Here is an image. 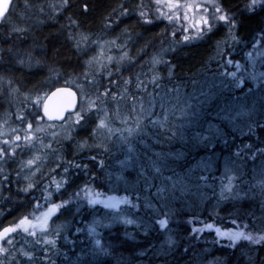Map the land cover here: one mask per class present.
I'll return each mask as SVG.
<instances>
[{
    "label": "trees",
    "instance_id": "obj_1",
    "mask_svg": "<svg viewBox=\"0 0 264 264\" xmlns=\"http://www.w3.org/2000/svg\"><path fill=\"white\" fill-rule=\"evenodd\" d=\"M248 1L221 0L222 6L234 13L237 18L235 35L239 39L240 47L239 58L237 55L233 57L232 54L231 59L234 62L240 61L241 56V62L247 60L251 51L248 47L253 45L254 35L261 31L264 22V11L249 13L245 10ZM127 2L135 3L137 0H68L67 7L64 6L63 0H15L7 16L8 24L0 27V94H5L9 86L15 87L21 93H36L42 90L44 97L57 87L75 88L73 80L90 72L88 49L93 48L90 46L91 42L99 39L101 35L117 39L118 44L125 45L124 48L130 51L132 57L137 58L138 62L141 61L144 52H149L153 46L168 38V29L164 21L156 20L152 25H140L136 23L135 18L131 20L123 16L118 18L122 4L130 7ZM60 5L62 11L56 14L54 8ZM11 23L22 31H11ZM227 35L228 27L220 25L209 36L191 44L177 45L175 41L167 42L164 48L169 49L173 46V49L166 54L164 64L153 75L147 73L141 75L137 73L138 69L134 72L132 66L123 68L132 83L122 81L108 86L104 79L89 78L92 83L87 82V85L92 92L104 93L106 89L112 92L107 94L105 100L110 108L109 113L113 115V119L115 118L113 124L118 123L117 118L123 117L133 126L135 118L139 117L142 129L140 134H134L128 140V144L133 143L132 156L135 157V161L126 167L118 165L128 156L115 144L116 137H112L111 143L103 146L96 154L105 164L101 171L102 175L104 172H124V176H133L132 179L138 185V189L130 195L134 201L137 195L140 197L138 201L140 215H149L152 220L158 219L160 217L158 214L165 213L161 202L169 199L170 209L174 210L173 213L178 212V219L181 218L183 228H190L183 223L195 217L205 223H217L223 227L247 225L244 230L256 234L264 228V153L256 151L264 149V127H256L253 134H247L245 125L251 122L264 124V95L248 91L247 85L251 84L248 80L245 88H242V85L239 88L220 86L219 73L223 70L221 65L224 61L217 52L216 42H223ZM85 36L86 51L80 46ZM229 54L231 55V52ZM26 62H32L34 65L27 68ZM228 70L236 71L233 67H229ZM245 73L247 70L244 68L243 73L237 75ZM56 77L58 79L55 80ZM154 78L160 87L155 86ZM139 81H143V87H138ZM121 84H127L128 88L122 91L114 87ZM213 84L216 87H213ZM177 88L178 93L174 91ZM243 90L246 91L242 93ZM201 91L210 93L207 102L201 105L198 114L192 118L193 123L183 129V136L173 137L169 129L176 130L172 126L183 123V119L179 118V109L185 106V102L197 104V97L200 100L205 99L200 95ZM111 95H118L116 101L111 99ZM8 96L0 95L1 112H11L14 108L13 98L9 101ZM140 100L144 101L142 107L135 103ZM232 102L253 110L252 115L237 118L234 123L221 121L217 113L225 104ZM31 106L33 107L24 105L22 111L18 113L19 117H24L23 121L17 120L20 127L26 122H36L37 114L42 116L40 108H37L35 103ZM141 108L144 111H141ZM5 114L8 116L9 112ZM165 116L168 118L167 121H164ZM153 120L158 123L153 125ZM86 121V128L80 131L79 137L84 136L88 140H93L95 121L89 116L86 117ZM160 123H164V127H160ZM217 127L223 133L222 139L216 138ZM241 128L245 134L241 133ZM196 133L213 137L215 147L203 145L194 147L193 137ZM224 140H227V144ZM245 144L252 145V149H244ZM238 149L242 151L239 157L235 156ZM253 151L255 156L252 155ZM157 153L160 155L157 156ZM155 160L163 165L162 177L151 168V163ZM209 161L210 167L205 170L204 163ZM5 163L12 166V170L8 171L6 167L4 169V162H0L2 174L0 181H3L4 175H8L11 181L10 183L3 181L0 188V230L15 225L24 216L34 219L33 207L29 208L32 200L24 201L25 208L21 204L11 205L12 199L16 200L17 195L19 199L27 197L32 199L35 193L22 197L20 188L23 171L14 169V163L11 164L10 161ZM141 165L148 176L155 177L150 181L152 187L146 188L144 178L140 175ZM200 174L205 175L207 180H199ZM166 176H173L176 181L175 190H172V181L163 180ZM230 177L232 191L225 192L222 197V187L228 185ZM162 181L166 191L158 197L155 195L156 186ZM146 202H150L152 207L146 209L144 207ZM143 215L142 218L146 219ZM233 220L236 221L235 224ZM112 231L102 232L103 238L109 243V251L106 257L95 264H209L212 260L220 264L221 261L222 264H264V244H250L246 241L237 249L201 244L185 251V247L182 246L187 241L185 237L177 240L180 243L176 244L171 254L156 255L154 248L160 247L161 239L159 236L156 240L153 239L155 235L153 229L146 230V233L140 229L135 230V234L137 233L135 239L126 237L118 229ZM141 252H146V256L141 257ZM88 260L89 258H86V262Z\"/></svg>",
    "mask_w": 264,
    "mask_h": 264
},
{
    "label": "rangeland",
    "instance_id": "obj_2",
    "mask_svg": "<svg viewBox=\"0 0 264 264\" xmlns=\"http://www.w3.org/2000/svg\"><path fill=\"white\" fill-rule=\"evenodd\" d=\"M140 2L141 0H137L135 3L127 2V5H130V7L128 6L129 10H134L136 5ZM142 2L147 5L149 9H151L150 14L155 13L156 5L153 3V0H142ZM175 2L176 0H173V3ZM218 2L222 5L221 0H218ZM179 3L182 5V7L179 9L180 19L178 21L174 19L172 23H169L165 19H158L159 21L165 22L168 29V38L163 42L153 46L149 52H144V58L139 62L137 58L131 56L130 51L124 48L125 45L118 44L117 39H109L105 35H101L99 39L92 41L90 46L93 48L88 49V51H90L88 57L90 72L87 73V79L89 80L90 78L95 80L96 77H99V79L106 80L108 86L112 83L115 84L122 81L132 83L130 76L127 75V72L124 74L123 69L124 67L129 66L134 68V72H136L138 69L137 73L141 75L146 73L147 75H153L157 70H159L161 65L164 64L166 54L173 49V46L169 49L164 48V45L167 42L172 43L175 41L177 45H185V43L180 40V37L183 35L180 25L190 26L193 25L197 19H199V13L194 7L191 10H188L183 6L206 5L211 11V0H179ZM160 7L163 11L168 12V0H162ZM259 10L261 9L257 7L256 11ZM54 11L56 14L60 13L62 11V5L56 6ZM173 11H175V9H173ZM17 12L18 11H16V13ZM185 12H187L189 16L188 21H184L183 19ZM6 24L8 23H0V27L5 26ZM220 25L223 24H218L217 27ZM14 27L16 28V26L11 23V28L13 29ZM262 30H264V22L261 31L255 33L254 35L252 44L255 45V47H253V45H249L248 47L251 49V51L253 50L251 59L247 57V60L244 62H241L242 56L239 59V62L243 68H241L242 70L238 72L239 74L243 73L244 68L247 70V72L252 70V60H255L256 62L257 73L259 74L264 72V55H257L258 52L264 53V31ZM172 31L176 32L175 37L171 35ZM82 41L83 42L80 43L81 49L86 51V36L85 38H82ZM197 41L200 40H195L192 43ZM244 44L246 45L247 42ZM239 47V43L233 45L231 39H228L227 44L224 42H221L220 44V49L224 52V54H226V56L230 58L232 57V54L233 57L237 55L239 58ZM157 50L159 51L157 52ZM228 50L229 53L231 52V55L228 53ZM125 52L127 53V56H124ZM122 56L124 57L123 59H121ZM154 57L157 59L162 58L161 62L155 63L153 60ZM25 64L27 68H31V66L34 65L32 62H26ZM231 67L235 68L234 66ZM109 71L111 72V75H108ZM243 75L244 83L242 84V88H245V85H247L246 80H248L251 82L250 85H247L248 91H251L255 94L260 93L261 95H264V83L259 80L253 81L247 75V73ZM56 79H58V77H56L55 80ZM73 85L79 94H81V91L84 90L92 93L93 99H96V97L99 96V99L96 101L97 107L90 111L87 116H89L91 119H94L95 124L93 125V128L96 127L98 117L103 118L105 120V124L111 128V133H108L107 129H99L94 135L95 139L93 140H88L84 136L79 137L80 131L86 128L85 121H81V124L84 125L81 127L79 125L73 126L70 122H65L64 124L58 125L50 124L41 119L37 120L36 122H32L33 127L31 130L27 129L28 122H26L24 126L20 127V125L17 123V120H19L18 113L22 111L23 106L25 105L26 107H33L31 104L35 103L37 94H39L41 97V104L39 106L41 111L45 94H43L42 90H39L36 93H21L17 91L15 87H7L6 95H9V101L13 98L14 108H12L11 112L5 111L7 114L9 112L8 116L5 114V112L0 111V147L8 148L9 150H15V154L10 158H6V161H10L11 164L14 163V169H20L23 171V175H21L22 187L20 188L22 197L27 194L35 193L32 199L31 197L19 199V196L17 195L16 200L12 199L11 205L21 204V206L25 208L24 201L32 200V204L29 206V208H34L35 202L39 200L41 205H44V209H46L47 205L45 204L44 197L48 195V192L51 193V196H49V201H59L62 197L61 193L55 190V184L53 183L52 187L47 189V191L45 190V186L53 178H55L57 181L60 180L61 176L64 175L63 168L68 166L69 162H71L73 165L76 163L82 165L87 164L89 171L88 174L85 175L82 169H77L75 167L70 169V185L65 186L67 191L64 193V198H66L68 193L74 191V184L83 186L86 181H91L92 177L95 175L97 176H95L94 182L91 183V187L94 192L103 194L100 197L101 199H104L109 195H117L118 197L128 196L132 199L130 194L138 189V185L135 184L132 179L133 176H124V172H104L102 175L101 171L103 170V167L99 166L100 159H90L92 156L97 157L96 153L99 152L103 146L108 145L109 142L111 143L110 139L112 137L117 138V140H114L115 144H117L118 147L122 149L124 153H126V156H128V145L130 144L134 149L133 143L129 142L128 144V140H130V138L134 136L135 133L129 136L126 129L128 127H134L135 123L132 126L129 124V122L125 123V119L123 117H119L117 118L118 123L113 124L115 118L113 119V115L109 113L110 108L107 101L105 100L108 95L101 96L99 95L100 93L92 92L87 85L85 75L81 78L74 79ZM127 86V84H121L120 86L114 87L120 88L122 91H124V89L128 88ZM245 91L246 90H243L242 93ZM108 93L112 94V92ZM120 96L123 97V95ZM117 97L118 95H111V99L114 101H116ZM135 103L138 107H142L144 101L140 100V102L136 101ZM52 133H55V136H53ZM26 134L30 135V140H24ZM17 135L21 136L22 139L20 141H15V136ZM125 136L128 137L127 141L122 139V137ZM5 140H7L9 143L4 144L3 141ZM49 144H51V148L48 147ZM82 144L83 147H80ZM29 159H33L34 161L30 166L27 165V161ZM1 161L3 160H0V162ZM3 162L5 164H3V168L5 169L6 167L8 171H11L12 166H9L7 163H5V161ZM93 163H97V165H94ZM57 164H59L60 167H57ZM118 165L122 168L126 167L120 162ZM53 169H55V171H53ZM1 175L2 174H0V176ZM2 183L3 181H0V188L2 187ZM29 183H32L34 187L29 189L27 192L22 191V189L26 188ZM62 191L64 190L62 189ZM161 204L164 207L165 213L158 214L160 216L158 219H167L168 225L166 228H161L160 225L156 223L157 219L152 220L149 215L142 214L148 220L143 219L138 210L130 208L127 204L122 203L116 209H106L100 204L89 206L86 200H84L80 203L78 212L76 211V205L73 204L71 205L73 209L71 212L61 209V212H63L62 215L57 214L52 216L51 220H49L46 226V231H42L41 228L37 226L35 228L36 234L33 236L24 232L22 227H17L16 231L6 234L5 239L0 240V247L5 248L7 251L0 253V261H3V264H34L35 261L36 264H95L101 261L102 258L106 257L108 255L107 251H109V243L103 238L102 232L104 230H113L112 232H114L116 229H118V231L123 233L126 237L131 238H136L135 230L137 229H140L141 231L143 230V233H146V230L153 229L155 232L153 238L156 240L159 236L161 239L160 247L155 246L154 248L156 255H164L165 253L166 255L171 254L176 248V244L180 243L177 240L185 237H187V241L182 245L183 248L185 247L184 249L195 248L201 244L206 246L217 245L219 248L226 249H237L242 247L246 242V240L242 239L236 243L235 247H228L230 242L226 238H219V243H216L214 241H216L218 237L214 229L211 231L204 229L202 232L194 234L192 232L193 226L202 227L201 222L203 221L200 219H195V221L190 223L189 220L185 224L190 228H183L181 227L182 223L180 222V219H178V212L173 213L174 210L170 209L171 206L169 199H167V201L163 200ZM38 215L39 212L32 214V218L34 219H31L28 216L29 220L34 224L39 225L41 221L37 220ZM125 219L132 220L133 222L124 223ZM17 224L18 222L12 226H16ZM212 224L224 231H234L240 227L238 225L223 227L217 223ZM90 227L95 229L94 233L92 234H89L88 231ZM77 229L80 231H77ZM30 230H32L31 227ZM204 236L206 237L204 238ZM8 238H12V244L7 243ZM45 239L54 241V245L44 243ZM96 240L100 241V247L106 249V252L100 253L98 249L94 252ZM27 254L31 255V259H29V255ZM140 254L141 257L146 256V252H141ZM86 258H89L88 262H86ZM75 260H79V262L75 263ZM222 263L223 261H221V264ZM209 264H220V262L212 260Z\"/></svg>",
    "mask_w": 264,
    "mask_h": 264
},
{
    "label": "snow or ice",
    "instance_id": "obj_3",
    "mask_svg": "<svg viewBox=\"0 0 264 264\" xmlns=\"http://www.w3.org/2000/svg\"><path fill=\"white\" fill-rule=\"evenodd\" d=\"M64 6H68V0H63ZM153 3L156 5L155 8V13H151V9L148 8L147 5H145L142 0L140 3H138L135 7L134 10L130 11L129 7L125 5H121L120 7V12L118 14L119 16H123L129 20L135 18L136 23L140 25H152L154 24L155 20L158 19H165L169 23H172L173 20H179V9L182 7L180 5L179 0H176L175 3H173V0H168V12H165L162 10L160 5L162 4V0H153ZM8 4L9 0H0V23H6L7 22V16L6 13L8 11ZM183 7H186L188 10H191L193 7L197 10L199 13V19L195 21L193 25L187 26V25H180L183 31V35L180 37V40L185 43L189 44L192 43L195 40H202L205 37L209 36L210 34L213 33V30L217 27L218 24H223L228 27V37L223 41L225 44H227L228 39H231L233 45L239 43L238 37L235 35L234 30L237 27V18L234 13L229 12L226 10L219 2L218 0H211V11L208 6H201V5H184ZM257 7H259L262 11H264V0H249V3L245 5V10L249 13H255ZM175 9V11H173ZM202 9V10H201ZM184 21L189 20V16L187 12H185L183 16ZM111 25H109L110 27ZM190 27H191V33H190ZM11 31L13 32H19L22 31L21 29L18 28H13ZM264 31V30H262ZM171 35L173 37L176 36V32L172 31ZM114 43V42H113ZM220 44L221 41L216 42V48L217 52L219 55H221L224 63L221 65V68L223 69L220 73L219 76L221 77V87L227 88L229 86L239 88L243 83H244V75H237L238 72L241 71L242 65L240 64L239 61L234 62L230 57L225 56L224 52L220 49ZM171 47V46H170ZM255 47V45H253ZM257 55H264V53H257ZM124 56H127V53H124ZM248 57L251 59L252 53H248ZM124 57L122 56L121 59ZM155 63L161 62L162 58L157 59L156 57L153 58ZM234 66L236 71H229L228 68ZM171 71V68H170ZM108 75H111V72H108ZM247 75L253 80V81H261L264 83V72L257 73L256 70V62L255 60H252V70L250 72H247ZM85 79L89 84L92 83L91 80L87 79V73H85ZM127 83V81L125 82ZM153 83L155 84L156 87H160V84L153 79ZM138 87H143V81H139ZM213 87H216L215 84H213ZM175 92H179V89H174ZM108 94V90L106 89L104 93H100L99 95L101 96H106ZM47 95V94H46ZM201 96L205 97V99L200 100L198 97L196 98L198 100V103L193 105L191 103L185 102V106L180 108V117L183 119V123L179 124L178 126L173 125L172 127L175 128L176 130H172L171 128L169 129L171 131V135L173 137L180 135L183 136V129L191 125L193 123V117H195L200 108L201 105L207 102V98L210 95V93H204L201 91L200 93ZM60 97V102L57 105H52L50 102L54 100L55 98ZM99 99V96L96 97V99H93L92 93L88 91H81L80 94V100L79 104H77L76 100V93L69 91L67 88H56L54 92L51 93V96L48 97V100L43 102L42 104V111H43V116H40L39 114L36 115V120H41L43 117H47L48 120H53V119H60V120H65L66 122H70L73 126L79 125L83 127L84 125L81 124V121H86V117L90 111H92L94 108L97 107L96 101ZM135 99V98H133ZM177 103L179 104V97L177 96ZM41 104V97L39 94H37L35 105L37 108H39ZM71 110V111H70ZM133 111H135V104H133ZM141 111H144L143 108H141ZM68 113L67 117H65V113ZM253 110L247 109L243 105H237L234 102L225 104L223 107L220 108V111L217 113L218 118L221 121H225L228 123H234L237 118H243L245 116H251ZM18 119H21L22 121L24 120L23 116L18 117ZM167 116L164 117V121H167ZM125 123L127 122L126 120L124 121ZM153 125H156L158 121L153 120L152 121ZM247 127V134H253L255 132L256 127H264V124H260L259 122H251L247 123L245 125ZM33 127L31 122H28L27 124V129L31 130ZM160 127H164V123H160ZM99 129H107L108 133H111V128L108 127V125L105 124V120L103 118L98 117V122L96 124V127L93 128V135L97 133ZM39 130V129H37ZM128 132L129 136L132 134H140L142 132V129L140 128L139 124V117L135 118V126L134 127H128L126 129ZM242 134H245L243 132V129H240ZM216 133L217 137L216 138H223V133L221 132V129L219 127L216 128ZM53 136H55V133H52ZM22 138L21 136L17 135L15 136V141H20ZM31 137L30 135H25L24 140H30ZM124 141L128 140V137H122ZM194 140V147H199L203 145L204 147H215L213 144V137L204 135L203 133H196L195 136L193 137ZM4 144H8L9 142L7 140L3 141ZM224 143L227 144V140H224ZM18 146V145H17ZM49 148H51V144L48 145ZM80 147H83V144L80 145ZM243 148L246 150H251L252 145L245 144L243 145ZM107 151V148H105ZM55 151V150H53ZM134 149L133 147L129 144L127 147V152H128V157L120 161V163L123 166H127L130 163L135 161V157L132 156ZM256 151H259L261 153H264V149H256ZM15 154V150H9L8 148L0 147V160H3L5 162L6 158H10ZM242 154V151L238 149L235 153V156L239 157ZM157 156L160 154L157 153ZM252 155L255 156V151L252 152ZM91 160H96V156L90 157ZM33 159H29L27 161V165H32L33 164ZM99 166L103 167L104 166V161L100 160L99 161ZM57 167H60L59 164H57ZM72 167H75L77 169H82L84 174H88V165L87 164H72L69 162L68 166H65L63 168V173L64 175L61 176L60 180H56L53 178L46 186L45 190L52 187V184H55V190L59 193H61V199L57 202H52L49 201V196H51V193L48 192V195L44 197L45 204L47 205V208L44 209V205H41L40 201L37 200L35 202V206L33 208V214H36L39 212V215L37 216V220L41 221L39 225L34 224L32 221L29 220L28 216L22 217L16 226H10L6 227L2 230H0V240L5 239V235L11 232H14L17 230V227H22L23 231L28 233L29 235H35V228L39 226L42 231H46V226L51 220L52 216L57 215V214H63L61 212V209L67 212H71L73 209L71 205L75 204L76 205V211H79L80 203L84 200H86L87 204L89 206H95L97 204L103 205L104 208L106 209H116L119 207L120 204H127L130 208H134L136 210L140 209V204L138 203L140 197L137 195L135 198V201L131 199L128 196L124 197H116L113 195H109L104 199H101L100 197L103 195L102 193L99 192H94L91 187V183L94 182L95 177H92L91 181H86L83 186L74 184V191L71 193H68L66 198H64V193L67 191V188L65 186L70 185V169ZM210 167V161L204 163V168L207 170V168ZM151 168L155 171L157 174L162 175V169L163 165L153 161L151 163ZM38 170V169H37ZM55 171V169H53ZM19 175V173H17ZM140 175L144 178L145 186L146 188L152 187L151 180L154 179L155 177H150L146 174L145 168L143 165H141V171ZM199 180L201 181H206L207 177L205 175H201L198 177ZM163 180L166 181H172V190H175L176 188V181L173 179V176H166L163 177ZM232 178H229V183L227 186L222 187L221 191V196H224L225 192H231L232 191V183H231ZM3 181L6 182H11L9 180L8 175L3 176ZM34 185L32 183H29L26 188L22 189V191L27 192L29 189L33 188ZM62 189L64 191H62ZM166 191V187L163 184V181L161 182L160 185L156 186V193L155 195L160 197L162 196ZM83 194V195H82ZM144 207L151 208L152 204L150 202H146ZM44 209V210H41ZM167 215V214H165ZM195 217L190 218V223L195 221ZM132 220L125 219L124 223H132ZM156 223L160 225L161 228H166L168 225L167 219H157ZM233 223L235 224L236 221L233 220ZM202 227H195L193 226L192 232L194 234L202 232L204 229L208 230H215L216 235L218 239L214 242L219 243V238H226L230 243L228 247H235L236 243L240 240H246L250 244H264V228L260 229L259 232L254 234L253 231H245L243 229H246L248 226L243 225L242 227H238L236 230H227L224 231L219 227H215L214 224L212 223H205L201 222ZM27 225V226H26ZM32 230H30V227ZM139 226V225H138ZM77 231H80L77 229ZM89 234L94 233L95 229L90 227L88 229ZM58 234V232H57ZM8 244H12L13 240L12 238L7 239ZM44 243L46 244H53L54 241L52 240H44ZM98 249L100 253L106 252V249L100 247V241L96 240L95 241V248L94 252ZM7 251L5 248L0 247V253H3ZM187 251V249L185 250ZM29 255V259H31V255ZM0 264H3V261H0Z\"/></svg>",
    "mask_w": 264,
    "mask_h": 264
},
{
    "label": "water",
    "instance_id": "obj_4",
    "mask_svg": "<svg viewBox=\"0 0 264 264\" xmlns=\"http://www.w3.org/2000/svg\"><path fill=\"white\" fill-rule=\"evenodd\" d=\"M13 3H14V0H9V4H8V6H7V7H8V11H7V13H6V16H7V15L9 14V12L11 11L12 6H13ZM57 88H67L69 91L76 93L77 104H79L80 97H79L78 92H77L75 89H73V88H71V87H68V86H61V87H57ZM55 90H56V88H55L54 90H52V91H51V92L45 97V99H44L43 102L47 101V100H48V97L51 96V93L54 92ZM59 102H60V97H57V98H55L54 100H52L50 103H51L52 105H57V104H59ZM70 111H71V110H70ZM42 112H43V111H42ZM64 115H65V117H67L68 113L66 112ZM45 119H46L48 122H50V123H57V124H61V123H63V122L65 121V120H60V119L48 120L47 117H45Z\"/></svg>",
    "mask_w": 264,
    "mask_h": 264
},
{
    "label": "bare ground",
    "instance_id": "obj_5",
    "mask_svg": "<svg viewBox=\"0 0 264 264\" xmlns=\"http://www.w3.org/2000/svg\"><path fill=\"white\" fill-rule=\"evenodd\" d=\"M125 74V73H124ZM4 94V93H3ZM9 94V93H8ZM150 128V127H149ZM164 131V130H163ZM153 135V134H152ZM161 135V134H160ZM140 139V138H139ZM152 142V141H151ZM153 148V147H152ZM96 152V151H95ZM94 153V152H93ZM107 153V152H106ZM61 155V154H60ZM226 155V154H225ZM231 155V154H230ZM62 156V155H61ZM21 158V157H20ZM101 158V157H100ZM225 158V157H224ZM229 158V157H228ZM153 159V158H152ZM19 160V159H18ZM113 160V159H112ZM156 161V160H155ZM224 161V160H223ZM228 161H229V159H228ZM107 162V161H106ZM162 162V161H161ZM165 162V161H164ZM21 163V162H20ZM216 163V162H215ZM221 164V163H220ZM230 164V163H229ZM5 165V164H4ZM150 165V164H149ZM166 165V164H165ZM217 165V164H216ZM230 167V166H229ZM233 167V166H232ZM189 168V167H188ZM7 169V168H6ZM166 169H168V168H166ZM8 170V169H7ZM224 170V169H223ZM19 171H21V170H19ZM31 171V170H30ZM89 171V170H88ZM186 172V171H185ZM199 172V171H198ZM17 173V172H16ZM213 173V172H212ZM25 174V173H24ZM23 175V174H22ZM189 175V174H188ZM191 175V174H190ZM201 175V174H200ZM200 175H198V177L200 176ZM25 176V175H24ZM95 177V176H94ZM161 177H162V175H161ZM175 177H176V175H175ZM38 180V179H37ZM97 183V182H96ZM183 183V182H182ZM181 186H183V185H181ZM38 189V188H37ZM35 191V190H34ZM172 192H174V191H172ZM58 195V194H57ZM186 195V194H185ZM180 197V196H179ZM184 197V196H183ZM186 198V197H185ZM1 199H3V198H1ZM7 199V198H6ZM195 199V198H194ZM11 206V205H10ZM193 206V205H192ZM12 207V206H11ZM92 212V211H91ZM8 213V212H7ZM161 213V212H160ZM176 213V212H175ZM194 213V212H193ZM5 214V213H4ZM157 214V213H156ZM14 219V218H13ZM181 219V218H180ZM18 220V219H17ZM181 221V220H180ZM176 222V221H175ZM179 222V221H178ZM183 222V221H182ZM10 223V222H9ZM1 224V223H0ZM179 224V223H178ZM183 224H185V222L183 223ZM174 226V225H173ZM128 232V231H127ZM152 232V231H151ZM190 232V231H189ZM179 233V232H178ZM136 235H137V233H136ZM140 236V235H139ZM194 236V235H193ZM136 237V236H135ZM21 239V238H20ZM135 239V238H134ZM145 239V238H144ZM143 239V240H144ZM154 239V238H153ZM170 239V238H169ZM137 240V239H136ZM151 240V239H150ZM149 240V241H150ZM155 241V240H154ZM152 242V241H151ZM161 242V241H160ZM22 244V243H21ZM147 244H149V243H147ZM173 244V243H172ZM143 245V244H142ZM168 245V244H167ZM185 245V244H184ZM16 246V245H15ZM137 246V245H136ZM144 246V245H143ZM206 246V245H205ZM140 247V246H139ZM131 248V247H130ZM188 248V247H187ZM200 248V247H199ZM16 249V248H15ZM135 249H137V248H135ZM169 250H171V249H169ZM181 250V249H180ZM33 251V250H32ZM160 251V250H159ZM153 252V251H152ZM34 253V252H33ZM129 253V252H128ZM182 253V252H181ZM166 254V253H165ZM19 255V254H18ZM123 255H125V254H123ZM151 255H153V254H151ZM163 255V254H162ZM22 256V255H21ZM126 256H128V255H126ZM133 256V255H132ZM40 257V256H39ZM121 257V256H120ZM119 257V258H120ZM171 257V256H170ZM130 258V257H129ZM82 260V259H81ZM164 260V259H163ZM166 260V259H165ZM15 261V260H14ZM72 261V260H71ZM70 261V262H71ZM118 261V260H117ZM141 261H142V259H141ZM172 261V260H171ZM45 262V261H44ZM144 263L146 262V261H143ZM165 262V261H164ZM11 264V263H10ZM24 264V263H23ZM86 264V263H85ZM161 264H163V263H161ZM169 264V263H168Z\"/></svg>",
    "mask_w": 264,
    "mask_h": 264
},
{
    "label": "flooded vegetation",
    "instance_id": "obj_6",
    "mask_svg": "<svg viewBox=\"0 0 264 264\" xmlns=\"http://www.w3.org/2000/svg\"><path fill=\"white\" fill-rule=\"evenodd\" d=\"M0 95H6V93L5 94H0ZM41 114H42V112H41Z\"/></svg>",
    "mask_w": 264,
    "mask_h": 264
}]
</instances>
